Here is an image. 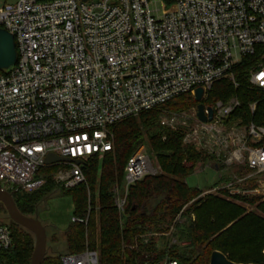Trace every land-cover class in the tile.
<instances>
[{
	"label": "built area",
	"instance_id": "obj_1",
	"mask_svg": "<svg viewBox=\"0 0 264 264\" xmlns=\"http://www.w3.org/2000/svg\"><path fill=\"white\" fill-rule=\"evenodd\" d=\"M0 29L14 37L17 51L12 71H0L3 190H40L50 153L82 162L49 166L68 169L60 176L64 188L84 184V167L113 151L114 126L182 95L195 99L202 89L204 114L209 118L211 109L212 120L201 122L197 105L160 124L182 129L184 144L211 156L209 167L228 180L188 203L175 223L210 195L264 199V126L230 122L240 107L236 98L204 104L218 82L239 86L234 71L245 61L248 87L264 93V0H0ZM256 108L250 106L252 114ZM151 169L140 147L128 161L123 193L116 194L121 212L129 188ZM11 246V230L0 225V253ZM62 264L100 260L86 250L63 256ZM162 264L180 263L166 257Z\"/></svg>",
	"mask_w": 264,
	"mask_h": 264
},
{
	"label": "trees",
	"instance_id": "obj_2",
	"mask_svg": "<svg viewBox=\"0 0 264 264\" xmlns=\"http://www.w3.org/2000/svg\"><path fill=\"white\" fill-rule=\"evenodd\" d=\"M250 66L245 61L235 68L238 87L230 81H220L213 86L204 104L227 103L236 98L240 107L229 121L264 126V93L248 87ZM254 103L257 108L252 114L250 106ZM197 105L191 95H182L160 109L114 126L111 130L113 151L106 153L101 161L95 158L84 167V184L60 188L54 179L59 167H46L40 171L46 179L42 190L12 192L18 210L25 216L35 217L41 203L59 190L72 198L73 218L86 221L84 224L71 222L59 237L66 253L46 254L42 264H62L63 256L86 250L98 253L100 264H160L166 257L177 259L180 264H209L214 251L224 253L235 263L264 264L262 216L243 215V210L235 204L219 197H206L194 202L175 223L182 209L202 193L187 180L197 165H212L214 159L184 144L182 129L173 131L164 127L160 119L164 113H189ZM143 145L149 147L148 154H153L160 171L146 175L129 188L127 205L121 212L115 205L116 194L125 185L129 159ZM224 169L221 166L219 171ZM227 180L226 176L218 178L214 185ZM0 206L7 214L1 203ZM260 210L264 212V203ZM192 213L195 220L191 219ZM7 218L12 246L0 253L1 263L31 264L35 236L11 221L8 214ZM171 228L174 232L170 238L149 236L165 234ZM53 236L58 233L55 231Z\"/></svg>",
	"mask_w": 264,
	"mask_h": 264
},
{
	"label": "rangeland",
	"instance_id": "obj_3",
	"mask_svg": "<svg viewBox=\"0 0 264 264\" xmlns=\"http://www.w3.org/2000/svg\"><path fill=\"white\" fill-rule=\"evenodd\" d=\"M2 4L3 3H1V5ZM190 113H192V110L189 111L188 114ZM170 114H174V113H164L161 116V119L164 117H167ZM238 121H235V122H238ZM142 147H145L147 150H149V147L147 145H143ZM149 154L151 157L152 169L156 171H160L153 154H151V152H149ZM102 158H99V160L101 161ZM67 170L68 169L65 166H60L59 168H57L55 172L54 179L57 185L60 186V188L63 187L62 186L63 183L61 181L63 179H61L62 177L60 176L62 175L65 176ZM39 175L45 178V175L43 174V172H40ZM56 176H58V178ZM218 176L219 175L215 171V169L210 168L208 165L200 164V165H197V167L194 170L193 176H191L187 180V183L190 186L199 188L201 189L202 192H205L208 190H212L215 187L214 184L217 182ZM219 185L221 184H218V186ZM120 193H123V190H121ZM208 197H219V198L224 199L227 202H230L232 204H235L236 206H239L243 210V215L256 214L258 216L264 217V212L260 210V205L264 203L263 198H260V197L227 198V197L213 196V195H210ZM37 215H38V219L40 220V222L43 224V226L46 228V231H47V256L58 255V254L64 255L66 253V250L59 237H61L60 234H62L69 227V225L71 224L73 220L72 198L60 193V191L57 190L51 197H49L48 199L44 200L41 203L39 210L37 212ZM0 224L3 226L10 225V222L7 218V214L5 213V211L3 210L1 206H0ZM55 231L58 233V236L53 238L54 237L53 233ZM170 231L165 233L166 235L164 236V238H167V237L170 238L172 236V233L174 232V230L171 233ZM175 244H177L176 241H175ZM162 263L163 261H161L160 264Z\"/></svg>",
	"mask_w": 264,
	"mask_h": 264
},
{
	"label": "water",
	"instance_id": "obj_4",
	"mask_svg": "<svg viewBox=\"0 0 264 264\" xmlns=\"http://www.w3.org/2000/svg\"><path fill=\"white\" fill-rule=\"evenodd\" d=\"M92 0H82V2L86 3ZM17 62V51L15 40L12 35H10L7 31L0 29V71L8 74L12 71L15 64ZM203 98V90L197 89L195 94V101L198 104L197 117L201 122H207L208 120H212L213 112L211 109H208L209 118H207L204 114V106L201 103ZM74 162L78 165L82 164L80 161H74L69 158H61L56 156L53 153H50L46 156L44 164L46 167L52 166L58 163H70ZM157 171L151 169L149 174H156ZM0 203L4 206L8 217L15 224L21 226L22 228L28 230L35 236V249L32 255L31 264H42L44 258L47 254V231L43 224L38 219V215L36 213L35 217H28L23 215L17 208V205L14 201L13 195L5 190H3L0 186ZM209 264H239L232 262L228 259V257L220 252L214 251L211 255Z\"/></svg>",
	"mask_w": 264,
	"mask_h": 264
}]
</instances>
